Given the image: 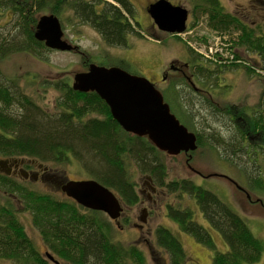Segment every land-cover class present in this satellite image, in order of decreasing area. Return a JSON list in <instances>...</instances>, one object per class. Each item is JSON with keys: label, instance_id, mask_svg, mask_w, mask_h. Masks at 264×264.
Instances as JSON below:
<instances>
[{"label": "trees", "instance_id": "trees-1", "mask_svg": "<svg viewBox=\"0 0 264 264\" xmlns=\"http://www.w3.org/2000/svg\"><path fill=\"white\" fill-rule=\"evenodd\" d=\"M262 5L255 6L259 12L264 11ZM193 11L192 26L204 18L211 31L231 40L235 59L240 60L236 49L244 48L258 57L259 70L264 72V34L257 24L260 13L256 12L245 22L244 16L226 12L219 0H196ZM5 13L10 16L0 25V61L13 54L48 61L46 55L53 51L34 38L37 19L45 14L57 17L62 30L88 26L109 47L127 48L130 37L144 38L129 0H0V20ZM231 30L236 34L230 38L226 33ZM185 50L188 55H193L192 49ZM78 53L88 67L90 57L83 51L78 50ZM193 57L197 63L190 67V73L210 81L212 74L218 71L203 63L197 65L203 59L199 55ZM208 64L217 69L242 67L249 75L255 74L256 69L233 63L219 65L209 61ZM119 68L124 70L123 66ZM69 81L67 77L52 82L40 81L37 76L30 75L29 81L24 82L32 87L34 97L20 86L18 78L0 76V158L32 160L50 171L60 169L65 172L66 167L75 165L84 179H93L112 191L126 208L139 203L142 196L136 180L146 179L178 201H183L184 197L195 201L207 225L217 231L227 245L225 252L215 251L210 233L194 221V212L188 205L166 203L165 217L179 232L214 250L212 264L260 261L264 256V241L252 234L239 215L214 193L190 179H168L164 153L145 137L123 131L97 94L74 91ZM195 83L200 86L199 82ZM48 89L59 96L51 105H43V94ZM203 100L217 117L228 114V103L222 107L209 99ZM262 105L264 107V104L256 105L257 109ZM236 109L244 116L240 107ZM231 110H235L233 105ZM244 120L247 123L245 129L242 123L236 127L237 122L231 121L233 136L223 141L213 137V133L206 135L194 131L197 149H214L208 141L212 139L223 143L222 150L229 153L230 158L245 154L250 160V156L264 154V112L252 111V119ZM247 135L254 141H249ZM79 209L81 207L76 203L58 199L49 192H36L21 181L0 175V260L13 264H53L47 258L48 253L59 264H146L144 253L137 247L112 240L111 222L103 218V213L86 210L89 215L85 216ZM25 224L39 234L46 251L41 253L37 249ZM153 237L155 248L167 255L168 264H185L183 246L169 229L158 226Z\"/></svg>", "mask_w": 264, "mask_h": 264}, {"label": "rangeland", "instance_id": "rangeland-1", "mask_svg": "<svg viewBox=\"0 0 264 264\" xmlns=\"http://www.w3.org/2000/svg\"><path fill=\"white\" fill-rule=\"evenodd\" d=\"M129 1L134 7V17L140 25L144 37L141 39L130 37L129 47L106 46L98 34L92 29L85 25H78L73 28L70 27L69 30H63V39L71 45L77 46V50L75 49L77 52L75 50L66 52L53 51L46 55L48 57L47 62H41L26 54H13L0 61V76L10 79L18 78L20 80V86L26 93L32 96V87L24 82L29 81L30 75L37 76L40 81L46 80L47 82L67 77L70 79L69 82L72 83L73 74L87 70V67L81 61V55L78 53V50L80 52L83 51L85 53L84 55L90 57V64L92 63L105 68L123 66V69L129 74L150 80L155 88L159 92H162L163 100L169 106L171 114L189 132L197 131L206 135L213 133V137L220 138V141L226 140V137H232L234 129L231 121L228 122V116L219 114L217 117L214 115L205 106L203 98L209 99L212 103H217L216 105L219 106H224V104L226 105L228 103L227 106L233 105L235 110L240 107L241 114L244 115L243 118L251 120L253 109H257L256 105L263 99L260 92L264 90V72L259 70L258 57L244 51V48L239 47L236 49V53L243 63L233 64L256 67L255 74L253 75H249L242 67L217 69V67L208 64L209 61L214 64L216 63L212 59L205 58L198 50H194V48L200 49L203 45L201 40H210L216 34L207 27L204 18H200L198 24L192 26V22L194 21L193 9L196 0H168L171 4L183 6L188 10L187 32L180 33V35H170L159 30L156 34L151 32L149 27L150 17L147 16L144 8L154 0ZM219 1L226 12L244 16L245 22L250 20L253 14H257L256 12L260 13L257 16V24L260 25L264 34V11L259 12L257 8L259 7L257 4H263L262 6H264V0H260L261 3H258V0ZM255 1L257 4H255ZM9 16V13H5V16L0 20V25ZM73 32L75 33L73 34ZM226 34L231 38L236 32L231 30ZM211 47L213 51L217 49V46ZM186 48L192 49L194 56L199 55L201 58L203 57V60L207 61L205 62L200 58L199 60L196 57L201 63L207 66L209 65L211 69L218 71L215 72V77L209 79L210 81L203 76L196 75L195 79L200 83V86L195 83V79H192L194 86L201 90L199 97L195 95L196 98L193 99L192 97L183 96L187 91L182 92L184 85H180L178 89L174 86L175 83H172L168 87L170 91L167 92L165 85L155 84L157 75L167 69L170 62L188 61L189 55L185 50ZM180 62L178 63L180 64ZM172 77L174 82V78H177V76ZM37 86L39 87L38 84H36ZM43 96L44 102L42 104L46 105L48 103L51 105L59 96V93L48 89ZM200 99L202 101H197ZM239 124L236 123V127ZM208 141L214 149L198 148L188 155L184 153H180L177 156L165 155L168 179H190L197 186L214 193L244 220L256 238L264 241V154H258L254 157L250 156V160L246 158L247 156L245 154H238L237 157L230 158L229 153L223 152L222 150L223 143L216 142L212 139ZM235 145L236 141H234L233 146ZM187 158H189V161L186 163ZM255 160L256 162L254 163ZM52 171H50V175L56 181L63 182L66 180L84 179L83 174L80 173L75 165L66 167L65 172L60 169H52ZM254 179H258V181ZM20 181L36 192H49L58 199L75 203L58 189L59 187L57 186L62 182L57 185L47 186L41 181L35 182L29 179ZM147 182L149 181H146V179L136 180L137 190L142 198H140L139 203L134 207L126 208L122 206L124 214L117 220L119 222H114L108 216L102 215L106 221L111 222L109 224L112 229V240L114 242L124 245L131 244L137 247L144 253L146 264H159V262L160 264H168L167 255L154 246L153 232L158 226L169 229L181 243L185 252V264H212L215 251L225 252L227 250V245L220 234L208 226L202 218L194 200L189 199L188 201L184 197L183 201H178L172 195H167L162 188L155 187L152 183ZM235 185L242 190H239ZM148 199H150L149 203H147ZM249 199L253 203L249 202ZM255 201H261L262 204L261 202L255 203ZM169 202H179L183 207L188 205L194 212V221L210 233L215 245V251L209 250L204 245L197 243L192 236L179 232L175 224L170 223L165 217L164 208L165 204ZM81 209H79L81 215H89L86 212L87 209ZM143 209H148L149 212L146 211L147 214H144L142 212ZM138 225L140 228L137 227ZM25 226L37 249L41 253L46 251L39 234L37 232L32 234V230H29L28 225L25 224ZM0 264L13 263L0 260ZM254 264H264V256Z\"/></svg>", "mask_w": 264, "mask_h": 264}, {"label": "water", "instance_id": "water-1", "mask_svg": "<svg viewBox=\"0 0 264 264\" xmlns=\"http://www.w3.org/2000/svg\"><path fill=\"white\" fill-rule=\"evenodd\" d=\"M147 13L160 32L175 35L186 30L188 10L183 6L157 0L148 6ZM63 35L61 23L54 15L45 14L37 19L34 38L46 48L60 52L75 50L76 46L63 39ZM71 88L80 93L97 94L123 131L145 137L165 155H188L197 149L196 135L171 114L162 94L146 78L131 75L119 67L89 64L86 71L73 74ZM59 188L77 205L102 212L112 221H117L123 212L116 195L95 180H66ZM47 258L57 263L48 253Z\"/></svg>", "mask_w": 264, "mask_h": 264}, {"label": "flooded vegetation", "instance_id": "flooded-vegetation-1", "mask_svg": "<svg viewBox=\"0 0 264 264\" xmlns=\"http://www.w3.org/2000/svg\"><path fill=\"white\" fill-rule=\"evenodd\" d=\"M156 0H154L152 3H154ZM152 3H149L145 8V13L147 14L148 17H150L147 13V9L148 6ZM189 17V13L187 18ZM187 24V21H186ZM151 32L156 34L158 33V30L156 28V26L154 25L153 21L150 18V25H149ZM192 61V64H191ZM180 62V61H178ZM177 61L175 63L170 62L169 65L167 66V69H165L164 71L160 72L157 77H156V81L155 84H161V86L165 85V89H167L166 91H170V89L168 88L172 83H175V87H177L178 89L180 88V85H184V90L182 92H184L185 90H187L183 96L184 97H192L196 98L195 95H197L199 97V93H201L200 88H197L194 86V84L192 83V79H195V77L193 76L192 73H190V67H192L194 64L197 63V60L194 59L193 55H189L188 61L187 62H180V64ZM196 62V63H194ZM198 63H200V61H198ZM179 64V66H178ZM197 64V65H201ZM175 65H177V67H175ZM173 66V69H172ZM184 68V69H183ZM188 71V73H187ZM178 73V74H176ZM176 74V75H174ZM212 77H215L216 74H212ZM172 76H177V78H174V82H173V77ZM187 76V78H186ZM187 80V82H186ZM196 81V79H195ZM158 82V83H157ZM179 82V83H178ZM164 89V90H165ZM163 91V92H166ZM161 92V91H160ZM162 94V92H161ZM260 95L263 97V99H261V101L257 104V106H259L260 104H264V90H262L260 92ZM163 97V96H162ZM183 97V99H184ZM182 98V97H180ZM204 99V98H203ZM197 101H202V99L197 100ZM229 108L227 109L226 112H228V114L226 113H222V115H227L228 116V122L233 121V122H237V123H242V128L245 129L247 127V123L244 120L242 115L238 114L237 110H231V106H228ZM259 111H263L264 112V107L262 105V107L258 108ZM258 109L254 108L253 111H258ZM248 140L253 142L254 138H252L251 136L247 135ZM186 155V154H185ZM255 155V153H254ZM187 163V159L185 161ZM196 173V172H195ZM198 174V173H196ZM0 175H4L7 176L11 179H15V180H32L35 182L41 181L43 183H45V185L50 186V185H57L58 183L62 182V181H56L55 178H53L50 175V170L47 169L46 167H43L40 164H37L35 162H33L32 160H28V159H21V158H10V159H2L0 158ZM199 175V174H198ZM64 182V181H63ZM239 190L240 189L237 185H235ZM59 187V186H57ZM60 189V188H58ZM244 192V191H243ZM245 193V192H244ZM246 194V193H245ZM150 199L147 200V203H149ZM249 202L253 203L250 199ZM259 201H255V203H258ZM148 209H143L142 212L144 214H147ZM149 212V211H148ZM104 214V213H103ZM124 214V209L123 212L121 213L120 218L123 216ZM105 215V214H104ZM119 222V221H117ZM138 228H140V226H137ZM32 233H36L33 230L31 231ZM161 258V257H160ZM53 264H59L58 262L55 263L53 261H51ZM64 262H62L61 264H63ZM67 264V263H66ZM160 264V262H159Z\"/></svg>", "mask_w": 264, "mask_h": 264}, {"label": "built area", "instance_id": "built-area-1", "mask_svg": "<svg viewBox=\"0 0 264 264\" xmlns=\"http://www.w3.org/2000/svg\"><path fill=\"white\" fill-rule=\"evenodd\" d=\"M210 40L203 42V45L198 50L205 58L212 59L215 63L221 64H232V63H243L240 60L235 59L232 50V43L225 35L214 33ZM211 46H217V49H212ZM203 58V57H202Z\"/></svg>", "mask_w": 264, "mask_h": 264}]
</instances>
